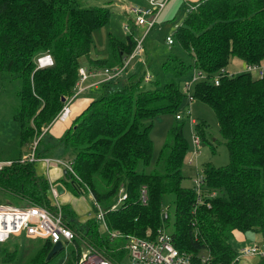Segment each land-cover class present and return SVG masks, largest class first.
<instances>
[{"label": "trees", "instance_id": "obj_1", "mask_svg": "<svg viewBox=\"0 0 264 264\" xmlns=\"http://www.w3.org/2000/svg\"><path fill=\"white\" fill-rule=\"evenodd\" d=\"M110 14L108 8L91 6L88 0H0V80L15 89L18 145L31 149L36 143L38 159L62 147L73 161L75 176L65 174L72 194L91 193L104 210L108 230L122 235L101 233L95 217L80 222L68 206H62L65 221L77 233L68 264L78 261L83 242L121 264L127 254L125 236L153 239L170 226L167 232L174 246L195 263L208 254L210 264H235L237 251L230 244L234 232H257L264 242V75L259 78L247 71L230 75L227 68L232 58L245 68L264 65V0L190 4L172 36L173 46L191 62L169 55L161 65L163 81L157 74L150 82L152 88L143 86L146 72L127 75L125 71L101 83L53 143L50 131L75 94L83 62L89 70L121 67L136 46L133 35L122 42L109 34L106 56L91 57L93 33L108 25ZM45 53L52 56L54 65L37 69L36 59ZM193 70L207 80L193 85L191 103L197 101L213 111L229 154L226 166L206 165L200 172L204 178L200 202L194 189L182 187L189 153L183 125L174 124L168 130L154 164L150 137L155 118L181 114L187 101L182 88ZM205 127L196 122L193 133L204 138ZM21 158L22 154L0 170V194L15 206L32 204L53 211L49 184L37 176L34 163ZM142 187L147 192L146 205L140 202ZM121 188L126 200L111 209ZM168 196L174 199L173 216L169 206L164 208ZM40 240L24 264L53 262L55 256L46 260L52 243ZM258 259L257 264H264V255ZM24 260L22 254L18 257L17 247L10 250L0 243V264H23Z\"/></svg>", "mask_w": 264, "mask_h": 264}, {"label": "rangeland", "instance_id": "obj_2", "mask_svg": "<svg viewBox=\"0 0 264 264\" xmlns=\"http://www.w3.org/2000/svg\"><path fill=\"white\" fill-rule=\"evenodd\" d=\"M88 3L94 7L108 8L111 12L108 25L93 33V44L97 51L102 52L104 49L107 51V39L109 34L113 35L117 40L122 42H124L126 37L130 35H133L136 41L141 39L143 40L142 59L137 58L130 62L129 67L126 70L127 75L134 73L144 74L146 72L149 74V76H151L150 82L152 84L157 79V74L159 75V80L163 81L161 65L169 55L174 54L182 57L185 61L191 62L189 56L178 46L175 45L169 48L165 43V39L173 35L175 29L183 23L187 13L190 11V6L184 3L183 0H169L165 8L160 13L157 24L150 30L147 36H145V27H134V30L133 27H131L129 32L124 30V26L129 23L126 11L127 7L132 5L147 7V0H88ZM143 62L146 63L145 69L143 68ZM243 66V63L239 59L232 58L227 71L230 75H237L245 71V67L243 68ZM150 82L145 83V85L143 84V86L146 88H152L153 85H150ZM10 86L11 85L4 82L3 79L0 80V161L14 160L19 157L20 154L23 156L29 155L31 153L30 148H24L18 145L19 126L13 121V111L15 105H17V100L15 99L14 95L15 89L13 91V87L11 88ZM87 100V103L85 101L86 104L89 103V99ZM189 109L192 115L191 118L195 123L203 122L207 126L205 127V137H199V157L195 162L188 163V160L190 159V156H188L182 169V173L185 178L182 182V187L191 190L195 188L193 183V173H195V171L202 173L203 168L206 165H211L214 168H220L226 166L229 163V154L219 133L217 120L213 111L208 106L197 101L190 104L185 100L181 112L182 121H176L175 116L173 115L157 117L153 120V127L151 129L150 137L153 142L152 164H154L160 149L166 142L168 130L174 124L183 125V136L188 143L189 154L192 153V139L194 137L193 132L195 128L193 125H191V121L187 118L186 112ZM77 116H74L72 120L68 119V121H70L69 123H71ZM67 126L69 125L53 126L50 131V134L53 138L51 142L57 139L60 136L59 134H62ZM54 148L55 149L48 153L50 158L64 160L70 159V155L65 153L62 147ZM56 167L53 166L50 170V173H52L53 169L60 170L58 168H61L60 166ZM35 169L38 174H46L45 165L41 161L36 163ZM81 196H84L83 198L86 203H84V205H87L86 207L91 208L90 216L96 217L98 212L93 206V203L87 197V194ZM173 200L174 199L172 196H168L164 202V208L169 206L167 211L170 212L171 216H173L174 210ZM2 203L9 202H7L6 198L0 194V204ZM87 217L89 216H81L80 220H83ZM98 228L101 233L106 232L105 226L101 221H99ZM171 228L172 227L170 226L167 231L170 232ZM234 240L235 238L232 237L230 239V244L234 249H236L239 243ZM41 243L42 241L40 239L14 237L8 240L6 245H8L10 250H13L17 247L18 257L22 254L23 259L25 258L23 261L24 264V262L34 251V248L39 246ZM260 244L261 243L258 245ZM73 250L74 245L72 243L64 242L63 248L55 255L51 264H68L70 259L72 260ZM79 250H85L83 243L79 245ZM121 264H131L127 254L123 257Z\"/></svg>", "mask_w": 264, "mask_h": 264}, {"label": "built area", "instance_id": "obj_3", "mask_svg": "<svg viewBox=\"0 0 264 264\" xmlns=\"http://www.w3.org/2000/svg\"><path fill=\"white\" fill-rule=\"evenodd\" d=\"M169 0H149L147 7H141L138 5H132L127 7V17L129 23L124 26L126 32L130 31L131 26L135 28L145 27L146 34L157 24L160 13L165 8ZM144 36V37H145ZM136 46L131 55L124 60V64L121 67H115L113 69L104 70H89L86 67H80L78 69L79 80L75 88V94L69 99L56 118V122L65 123L70 117V104L79 97L86 89L83 85L89 79H95L99 77L93 86H100L101 83L121 76L129 67L130 62L141 58L143 56V40L136 41ZM166 45L170 48L174 44L173 36H169L165 39ZM54 65L52 56L48 53L40 55L36 59L37 69L51 68ZM145 66V62H143ZM245 71L255 73L259 78L264 75V65L262 66H246ZM222 73L221 75H223ZM207 80V76L200 71L193 70L190 80L184 84L183 93L185 94L187 101L191 104L193 101L191 96V90L195 83ZM151 76L146 73L144 82L149 83ZM214 85L219 84V78L213 79ZM188 119L191 121V125H195L192 120L190 109L186 112ZM176 120H181V114L175 116ZM30 149V154L22 156L21 162L27 161L30 163L43 162L46 167L51 165L60 166L65 173H69L75 176L73 170V161L71 159L64 160L58 158H43L38 159L35 156V146ZM200 139L199 136L194 134L192 139V153H188L190 159L188 163H193L197 160L200 154ZM187 156V157H188ZM12 164V161H0V170L8 167ZM196 169V168H195ZM197 170V169H196ZM203 176L195 171L193 173L194 190L198 196L200 202L201 186L203 184ZM50 193L54 200V210L49 211L42 207L32 204H25L22 206H15L9 203L0 204V243H6L8 240L14 237H24L30 239H49L52 245L61 241L72 243L74 238H77V233L73 231L64 219L61 205L57 202L58 192L54 186H49ZM91 195V193H88ZM93 206L97 210L96 220L101 221L105 226L106 232L111 237H122L119 232H111L108 230L105 219L104 210L94 201L91 195ZM126 200V193L124 188L119 190V195L115 205L111 209H115ZM140 202L142 205L147 203L146 188L142 187L140 190ZM164 217L167 214L164 213ZM123 248L126 250L131 264H210V258L208 254H203L197 259V263L186 252L179 251L172 243L171 235L165 230H159L155 238L147 239L143 237L127 235ZM85 250L80 252V257L75 264H118L110 261L100 252L92 247H89L83 242ZM264 255V242L260 245L251 244L239 249L237 253V260L246 256H262ZM120 264V263H119Z\"/></svg>", "mask_w": 264, "mask_h": 264}, {"label": "crops", "instance_id": "obj_4", "mask_svg": "<svg viewBox=\"0 0 264 264\" xmlns=\"http://www.w3.org/2000/svg\"><path fill=\"white\" fill-rule=\"evenodd\" d=\"M197 1L198 0H183V2L188 4L189 6H190V4L195 3ZM148 3H149V0H147V4ZM105 56H106L105 49L102 52H99V51H97L96 48H94V51L91 55V57L93 59H101V58H104ZM83 63H84L83 67L87 68L88 65L85 64L86 62H83ZM244 67H245V65L243 66V68ZM97 80H99V77H96L95 79H89L87 82H85L83 84L85 86L86 90L70 104L71 113H70L69 120H72V118L74 116H77L80 114V112L83 110V108L87 105L86 103L88 101L87 99H89V96L93 95V92L97 91V89L99 87L92 85ZM85 101H86V103H85ZM69 122L70 121H66L65 123L57 122L56 126L57 125L58 126H66ZM59 135H61V133ZM23 156H25V155H23ZM34 164H35L34 165V168H35L36 163H34ZM53 166H55V165H51L50 167L47 168L45 165L46 174L45 173L43 175L38 174L36 169H35V172H36L38 177L45 179L46 182L49 184V186H54L55 188H56V186H60L62 188L63 194L62 195L58 194L57 202L61 206H68L70 208V212H74L75 217L78 219V221L84 222L85 220L92 217V216H90L91 215L90 214L91 208L86 207L87 205L86 206L84 205V203H85V200L83 198L84 196H74L72 194L71 188L69 187V184H68L69 180L65 175L66 174L65 171L62 168H58L60 170H57V169L54 170L53 169L52 173H50V170ZM85 194H87V197L93 203L91 195L88 193H85ZM84 215H87L89 217H87L83 220H80V217L84 216ZM233 237L235 238L234 241L239 243V245L236 247L237 253H238L239 249H241L244 246H248L251 244H259V243L263 242L261 235L257 232H253V231H249L246 233L234 232ZM258 260H259L258 256H246V257L239 259L235 264H257Z\"/></svg>", "mask_w": 264, "mask_h": 264}, {"label": "water", "instance_id": "obj_5", "mask_svg": "<svg viewBox=\"0 0 264 264\" xmlns=\"http://www.w3.org/2000/svg\"><path fill=\"white\" fill-rule=\"evenodd\" d=\"M61 101L65 102L64 98H62ZM56 190L59 195L63 194L62 188L60 186H56ZM62 248H63V244L61 241L54 243L46 256V260H49L50 258L55 256L57 253L61 251Z\"/></svg>", "mask_w": 264, "mask_h": 264}]
</instances>
